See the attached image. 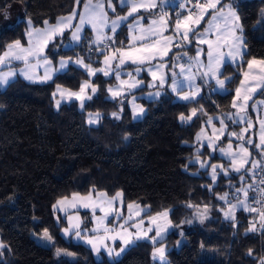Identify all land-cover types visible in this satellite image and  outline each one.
Segmentation results:
<instances>
[{
    "label": "trees",
    "instance_id": "trees-1",
    "mask_svg": "<svg viewBox=\"0 0 264 264\" xmlns=\"http://www.w3.org/2000/svg\"><path fill=\"white\" fill-rule=\"evenodd\" d=\"M84 2L80 0L77 5L75 0H0V51L17 39L26 43V17L31 18L34 27L42 28L45 20L53 24L76 7L81 9ZM112 2L116 11L110 13L111 18L126 14L127 8L122 9L118 0ZM224 2L231 3L240 15L246 43L242 62L226 64L221 73V78H231L225 94L205 93L196 101L179 103L166 87L164 95L155 101L139 100L146 114L135 121L126 99H109L108 88L114 80L102 75L93 80L97 91L83 111L77 102L57 109L52 95L56 85L78 91L89 78L74 65L47 84L17 79L5 90L0 89V241L5 245L0 249V264H160L153 260L154 246L147 241L137 242L120 260L111 262L107 258L96 260L91 249L62 236L67 223L56 218L53 205L61 197L87 193L93 188L109 197L122 192L125 207L129 203L149 207L152 215L170 211L173 229L163 241L169 249L167 264H260L264 258V231L262 235L247 231L255 215L239 210L233 221L225 220L222 211L228 205L220 197L227 193L229 202L238 197L234 191L241 175H220L214 185L209 170H201L193 162L197 156L204 161L211 156L206 147L201 152L197 150L200 129L212 117L233 112L235 89L247 61L264 59V0ZM160 9L136 15L143 16L147 23L159 16ZM177 12L187 14L176 8L173 22ZM69 37L70 31L56 38L55 47L48 46L46 55L53 63L62 57H71V61L82 57L92 68L102 67L103 54L89 43L94 39L91 30L86 31L74 51L63 47ZM115 40L114 47L129 43L124 25ZM178 51L163 62L170 65ZM143 91L146 89L133 95ZM192 108L197 109L196 116L181 122L179 116L191 115ZM113 112L120 118H114ZM88 113L102 115L98 126L88 125ZM227 141L225 138L222 143ZM210 158L211 164H229L218 156ZM81 215L83 227L90 228L91 213ZM45 229L52 235L54 245L41 239ZM56 248L74 255L58 257Z\"/></svg>",
    "mask_w": 264,
    "mask_h": 264
},
{
    "label": "snow or ice",
    "instance_id": "snow-or-ice-1",
    "mask_svg": "<svg viewBox=\"0 0 264 264\" xmlns=\"http://www.w3.org/2000/svg\"><path fill=\"white\" fill-rule=\"evenodd\" d=\"M169 2L170 0H159V4L163 5H168ZM75 3L79 5L80 0H75ZM118 3L122 9L127 8V12L123 16L117 15L114 19H110L108 12L105 10V5L107 4V8L115 12L116 9L113 6L112 0H95V2L94 0H85L83 12L79 15V22L75 27H73V20L77 18L75 11L67 17H59L55 24H49L48 20H45L44 28L34 27L31 18L26 17L24 20L26 24V43H22L17 39L7 43L3 50L0 51V87H8L17 75L23 76L24 79L30 82L44 83L51 80L55 69L52 67V61L45 55V50L49 44L51 43L55 47L56 38L63 37L65 30L70 29L69 42L64 44L63 47L66 50L74 51L75 45L81 40L84 27L89 26L95 34L94 39L89 43L90 45H95L97 50L103 54L102 63L104 67L92 68L91 64H85L82 57H77L72 62L84 67L90 76H94L97 72L102 73L104 76L114 75L119 84L115 88H108V92L113 98L123 95L124 88L134 89L142 83L141 80L135 78L131 71L125 73L128 79H121L119 69L125 64L136 65L137 67L134 69V72L137 75L141 71H147L154 81L159 80L160 85L163 86L165 79L161 70L167 65L162 63L154 64L152 62L163 60L172 47L179 48L183 42L191 43L190 34L197 44L207 45V63H204L200 59L204 50L198 49L196 57L190 58L194 63L190 62L187 65V69L185 64H179L180 76L183 79H175L177 74L172 72L173 79L170 85L172 91L178 93L181 100H195L196 96L201 92V86L194 83L196 74L191 71L194 66L197 70L200 68L204 69L200 76L202 83L208 84L211 80H215L216 88L213 89L214 91L225 89V80H230L231 78H221L222 74L219 71L221 65L225 62L226 57L230 61L235 62L238 57L242 59L246 52V43L243 35L244 29L240 23V15L231 3H225L224 0H179L177 5L179 8L185 9L187 4H192V7L196 11L187 9V14L183 16L180 12H177L176 19L171 26L172 31L168 35H164V33L169 28L166 19L169 13L163 8L160 9L159 16L152 19L148 26L141 23L144 19L143 16L136 15L141 10L151 11L157 9L159 7L158 0H118ZM209 10H211V15L209 16V20L205 22L207 27L201 31H197V28L204 19V16L209 13ZM261 16L264 18V10L261 11ZM129 17H132V20H129ZM20 22L18 19L17 23ZM258 23H261V21H258ZM122 24L128 29L129 43L124 46L123 42H121V46L114 47L116 44L115 35ZM8 27H11V25ZM213 35H215L214 40L210 39ZM105 41H108V43H105ZM60 43H63V41L61 40ZM225 48L227 51H224ZM71 59V57H67L66 59L62 57L60 68L66 67L68 61ZM16 62L22 63L23 67H13ZM113 64H115V67H113ZM41 68H43L42 74L38 71ZM247 68L248 71L243 73L240 86L235 89L231 105L237 111L227 114V118L233 120L234 123H247L248 127L241 129L239 133L233 131L229 134L240 140L244 139V134L253 126L251 118L247 116L248 101L252 99L253 94L257 90L264 89V59L252 58L248 60ZM96 91L97 86L90 80H85L81 83L78 91H72L71 89L63 88L61 85H56V91L52 95L57 109H59L62 101L75 99L79 101L80 108L83 110L85 101L91 100ZM155 95L159 96V92L155 93ZM57 96L60 98L56 99ZM133 99L135 98L133 97ZM256 103L257 101H253L254 105ZM258 103L264 104V101H259ZM143 112L144 109L140 106L134 108V115H142ZM196 114L197 109L192 108L191 115L186 117L181 114L179 119L181 122L191 121L192 117L196 116ZM112 116L116 119L120 118L116 112H113ZM99 120V113H88V123L90 125L98 123ZM208 123H211V119H209ZM220 124L219 133L222 135L227 125L223 119L220 120ZM260 133V145L258 147H264V120L260 122ZM213 136L219 139V135L215 131L213 132ZM200 139L201 135L198 134L197 140ZM214 143L213 138L209 137L208 146L213 151L216 150ZM247 143L250 144L252 141L248 140ZM237 147L239 151L233 152L232 144L229 142L227 148L220 147L219 151L222 155L229 158L231 169L235 172H240L248 164L250 153L244 147V144H240ZM195 162L199 163L201 168H209L213 180L217 178L218 168L224 175H228V169L223 165L204 162L200 156L196 157ZM259 165H261L260 161H253L251 168H248L247 171L253 172V169ZM262 171H264V167H262ZM254 176L255 174L253 173ZM240 179L243 180L244 177L241 176ZM260 183L264 184V179ZM251 188L252 184H249L247 188L236 190L237 192H242L244 197L243 200L237 197V203L229 202L227 200V193L221 196L220 199L224 200L228 205L227 209H222V211H224L225 219L233 221L236 219L235 212L238 205L245 211L257 213L256 222H251L247 231H264V207L257 209L248 203V189ZM259 191L264 193V188L259 189ZM256 202L264 205V201ZM192 206L191 204L188 205V207ZM69 208L88 209L91 212L94 227L81 230L79 212L68 214L67 209ZM53 209L54 211L65 212L68 226L62 229L64 236H71L76 240L87 243L97 254L103 248L108 256L115 255L119 257L128 245H132L140 240H148L154 246L152 251L153 260H159L160 264H167L166 246L163 244V241L165 239L164 234L172 226V222L168 218L169 210H164L156 215L149 213L148 221L150 226L145 228L143 220L130 223L144 213V207L129 203L127 205V215H125L122 192L118 191L114 196L109 197L106 192L94 188L87 193L76 192L72 193L71 197H61L53 205ZM97 211L101 215L97 216ZM206 211L207 206H205V215ZM110 217L111 221L109 220ZM188 223H191V221H188ZM132 228H135V232L131 231ZM89 231L95 235H86ZM153 231L155 234L149 235ZM180 235L183 236V232ZM41 239L52 245L55 243L47 229L44 230ZM117 239L121 241L122 245L118 251L108 244V241L114 243ZM177 244H179V241H177ZM3 247L5 245L0 242V249ZM55 252L58 257L60 255H74V253L61 248H56ZM248 254L252 255L251 249H249ZM260 264H264V259L261 260Z\"/></svg>",
    "mask_w": 264,
    "mask_h": 264
},
{
    "label": "crops",
    "instance_id": "crops-1",
    "mask_svg": "<svg viewBox=\"0 0 264 264\" xmlns=\"http://www.w3.org/2000/svg\"><path fill=\"white\" fill-rule=\"evenodd\" d=\"M95 2V1H94ZM178 3H179V0H170V2H169V4L168 5H163V4H159V0H158V5H159V7L160 8H163L165 11H167L168 13H169V15H168V17H166V19H167V22H168V26H169V28H168V31L167 32H165L164 33V35H168V34H170L171 33V31H172V24L174 23L173 22V20H172V13H173V11L176 9V8H178ZM119 4V3H118ZM173 4H176V6H172ZM192 5V4H191ZM113 6L115 7V4L113 3ZM119 6H120V4H119ZM192 9V11H196V9L195 8H191ZM105 10L108 12V16L110 15V13H112L113 11H111L110 9H108L107 8V4L105 5ZM154 10V9H153ZM74 11L76 12V14H77V18L76 19H74L73 20V27H75L77 24H78V22H79V20H78V17H79V15L83 12V7L81 8V9H78V7H76L75 9H74ZM141 11H144V10H141ZM140 11V12H141ZM73 13V12H72ZM71 13V14H72ZM70 15V14H69ZM69 15H67V16H69ZM211 15V10H209V13L207 14V15H205L204 16V19L201 21V23H200V25H199V27L197 28V31H201V30H203L204 28H206L207 27V24L205 23L206 21H208L209 20V16ZM67 16H64V17H67ZM109 18L110 19H114V18H111L110 16H109ZM132 17H129V20L131 19ZM151 20L152 19H150L147 23H145L144 22V20L141 22L142 24H144L145 26H148L149 24H150V22H151ZM56 23V22H55ZM55 23H53V24H55ZM203 25L205 26L204 28H202L203 27ZM122 26H123V24H122ZM121 26V27H122ZM45 27V26H44ZM44 27H42V28H44ZM87 30H91V28L89 27V26H85L84 27V30H83V32H82V34H81V38L83 37V35H84V32L85 31H87ZM68 31H71L70 29L69 30H65V33L66 32H68ZM92 31V30H91ZM92 33H94L93 31H92ZM128 37H129V32H128ZM210 39H215V35H213V36H211L210 37ZM190 40H191V43H189V42H183V44H182V46L181 47H179V48H177V47H172L171 48V50L168 52V54H167V56H165L164 57V59L163 60H165V59H167L170 55H171V53L173 52V51H175V50H179L177 53H176V55H175V57H174V59H175V61H173L170 65H171V69H169V63L168 62H163V60H156V61H153L152 63H154V64H156V63H162V64H166L167 66L165 67V68H163V75H164V79H165V83L163 84V86H161L160 85V83H159V80H153L152 79V77H151V75H149V73L147 72V71H142V75H140V79L139 80H141L142 81V83L141 84H139V86H138V88H135L136 90V92L137 91H139L140 89H142V88H144V87H146L145 89H146V92H144L143 94H138V95H133L134 93H135V91H133V92H130V93H133L132 95L134 96V100L137 102H139V100L140 99H144V100H146V101H155V100H157V99H159V98H161L163 95H164V93H165V88L167 87L168 88V90L172 93V94H174V96H175V99H176V101L177 102H179V103H189V102H193V101H196V100H198L203 94H205V93H219V94H225L228 90H227V87H226V83H227V81L225 82V89H217V90H213L214 88H216V85H215V80H211L210 81V83H208V84H204V83H202V81H201V79H200V76H201V74L203 73V71H204V69L203 68H200L199 70H197V68L194 66L192 69H191V71L193 72V73H195L196 74V78H195V81H194V83H196L197 85H200L201 86V92L199 93V95H197L196 96V98H195V100H192V101H184V100H181V99H179V95H178V93H176V92H173L172 91V89H171V87H170V85H171V81H169V75L170 76H172V72H175L177 75L175 76V79H177V80H182L183 78L180 76V68H179V64H181V63H183V64H185V67H186V69H187V65L191 62V63H194V61H192V60H190V58H194V57H196V55H197V50L198 49H203L204 50V52L201 54V56H200V59L204 62V63H207V57H206V51H207V45L206 44H197L196 43V41L194 40V39H192V37H191V34H190ZM51 44V43H50ZM49 44V45H50ZM193 44V45H192ZM77 45H79V44H76L75 46H77ZM191 45H192V47H191ZM101 47H103V45H101ZM47 50V49H46ZM46 50H45V55H46ZM224 51H227V49L225 48L224 49ZM185 53H187V55H185ZM246 53V52H245ZM243 58H244V56H243ZM243 58L241 59V58H237V60L235 61V62H232V61H230L227 57L225 58V62L221 65V67H220V69H219V71H220V73H222V71H223V69H224V67H225V65L226 64H231V65H237V64H239V63H241L242 62V60H243ZM61 60V59H60ZM60 60L58 61V62H56V63H53L52 62V67L55 69V71L53 72V74H52V79L51 80H49V81H47V82H44V83H40V82H30V81H28V80H26V79H24L23 78V76H19V75H17V77L15 78V80H17V79H22V80H24L25 82H27V83H30V84H40V85H42V84H47V83H50L58 74H62V73H64V72H66L67 70H68V68L70 67V65H74L75 67H77V68H79L78 66H76V64H74V63H72V62H69L68 61V63H67V65H66V67H64L63 69H61L60 68ZM174 65H176L175 67H174ZM13 67H15V68H22L23 67V64L22 63H20V62H16V63H14V65H13ZM137 66L136 65H131V64H125V68L128 70V71H134V69L136 68ZM79 69H81V70H83V71H85L86 73H87V71L85 70V69H82V68H79ZM3 70H7V69H3ZM39 71V73L40 74H42L43 73V68H41V69H39L38 70ZM87 75H88V73H87ZM98 75H102V76H104L102 73H100V72H97L96 74H95V76L93 77V79H95ZM88 80H93L91 77H90V75H88ZM105 78H107L106 76H104ZM123 77H127L126 75H123ZM172 79H173V76H172ZM14 80V81H15ZM114 80V79H113ZM13 81V82H14ZM7 87H0V89L1 90H5ZM56 91V90H55ZM157 92H159V96H153V97H148V95H154L155 93H157ZM129 93V94H130ZM108 94H109V92H108ZM129 94H127L126 96H122L123 98H119V99H116V100H124V99H126L127 101H128V103H129V101H130V99H128V96H129ZM110 100H112V101H114L113 99H110ZM65 104H70V103H65ZM63 105V104H62ZM61 105V106H62ZM78 106H79V104H78ZM79 109H80V107H79ZM81 110V109H80ZM84 110V109H83ZM83 110H81V111H83ZM88 116V115H87ZM98 126V125H97ZM124 202V201H123ZM228 207V206H227ZM144 213L140 216V217H136L133 221H131L130 223H135V222H137V221H139V220H143L144 221V227L145 228H147V227H149L150 226V224H149V221H148V214H149V212H150V209H149V207H144ZM79 212V216H80V225H81V230H84V229H91L92 227H94V224H93V218H92V225H91V227L90 228H85V227H83V217H82V215H81V212H89V213H91L88 209H83V208H80V209H71V208H69V209H67V213L68 214H74V213H76V212ZM124 211H125V215H127V207H125V205H124ZM55 212V215H56V218L58 219V220H63V221H65L66 223H67V220L65 219V212L64 211H59V210H56V211H54ZM97 216H99V215H101V213L99 212V211H97ZM169 219H170V211H169V217H168ZM109 220L111 221V217L109 218ZM68 226V223H67V225H66V227ZM154 227V226H153ZM172 229H173V226H171V227H169L168 228V230H167V232L164 234L165 235V239L168 237V235L172 232ZM131 231H133V232H135V228H132L131 229ZM155 233H154V231L152 232V233H150L149 235H154ZM86 235H88V236H92V235H95L94 233H92V232H87L86 233ZM62 236L64 237V238H66V239H68V238H70V239H72L75 243H80V244H83L84 246H86V247H88L89 249H91V251L93 252V254H94V256H95V258H96V260H98V261H101L103 258H107L109 261H111V262H114V261H118V260H120L122 257H123V255L126 253V251L130 248V247H132V246H134L137 242H142V241H147V242H149L148 240H140V241H137V242H135L134 244H132V245H128L126 248H125V251L123 252V253H121L120 254V256L119 257H116L115 255H113V256H108V254H107V252L102 248L101 249V251H100V253L99 254H97L95 251H93L92 250V248H91V246L90 245H88L87 243H85V242H83V241H79V240H76V239H74L73 237H71V236H69V237H65L64 236V234H63V232H62ZM165 239H164V241H165ZM108 244L109 245H111V246H113L117 251L119 250V248L122 246L121 245V241L119 240V239H117L114 243L112 242V241H108ZM165 245V244H164ZM166 246V255H167V253L169 252V249H168V247H167V245H165ZM166 260H167V257H166ZM156 262H158V263H160L159 262V260H155Z\"/></svg>",
    "mask_w": 264,
    "mask_h": 264
},
{
    "label": "rangeland",
    "instance_id": "rangeland-1",
    "mask_svg": "<svg viewBox=\"0 0 264 264\" xmlns=\"http://www.w3.org/2000/svg\"><path fill=\"white\" fill-rule=\"evenodd\" d=\"M172 6H176V4H173ZM191 8H193L192 5L191 4H187L186 5V8L183 9V10H185L187 12V9H191ZM113 18H115V17H113ZM118 30H117V32H118ZM85 33H86V31L84 32V34ZM94 36H95V34L93 33V38H94ZM82 38H81V40H82ZM81 40L79 41L78 44H80ZM105 43H108V41H105ZM69 62H72V61L69 60ZM85 64H87V63L85 62ZM76 66H78L79 68L85 69L84 67H82V66H80L78 64H76ZM102 67H104L103 63H102ZM113 67H115V64H113ZM119 71L121 73V79H125V80L128 79V77H123V75H125L126 72H130V71H128L125 68V65H123L119 69ZM161 71L163 73V69ZM246 71H248V68H246V70L244 72H246ZM131 72H133V75L135 76V78L137 80L140 79L139 77H140V75H142V71L138 75L134 71H131ZM158 75H159V73H158ZM94 76H90V77L93 79ZM106 77H107V79H114V83L111 84L109 87L115 88V87L118 86L119 81H117L114 78V75H110V76H106ZM93 80H90V81L93 83ZM136 88H138V87H136ZM144 88H146V87H144ZM144 88H142V89H144ZM142 89H140V90H142ZM135 90H136L135 88L134 89L124 88V90H123L124 91V94L123 95H120V96H118L116 98H113L111 96V94L109 93L108 94V97H109V99L116 100V99H119V98H123L124 96H126L127 94H129L130 92H133ZM144 92H146V91H143L141 94H143ZM262 93H264V89L257 90L253 94L252 99H250L248 101L247 116L251 118L252 125L253 126L248 130L247 133L244 134V139L243 140H240V139H238L235 136H230L229 134L231 132H233V131L239 133L241 131V129H244V128H247L248 127L247 123H234L233 120H230V119L227 118V114H219V115H216V116L212 117L211 118V123H208V121H209L208 120L206 122V124L198 132V134L201 135V139L200 140H197V137H196L197 150H199V152H201L206 147V148L209 149V151L211 153V156H218V157L224 159L227 162H229V158L226 157V156H224V155H222L221 152L219 151V148L220 147L227 148V145L230 142L232 144V150H233V152H238L239 149H238L237 146L240 145V144H244V147L248 149V152L250 153V156L248 157V164H246L245 167L243 169H241L240 172L233 171L231 169L230 162H229V164H224L222 162L214 163V164H217V165H223L226 169H228V175H224L223 172H221L220 169L218 168L217 169V171H218L217 178L215 180H213L212 179V176H211V170L209 168H201L200 167V164L197 163V162H195L196 161V158L193 160L194 163H196V164L199 165V167H200L201 170H207V169L209 170V177L213 181V184L214 185H216L218 183V180H219L220 175H224L225 177H229L232 174H235V175L239 174V175L243 176L244 179L243 180H241V179L239 180V183H238L239 186L235 187L234 193H235V196H238L241 200H243L244 199L243 193L242 192H237L236 190L237 189H240V188H247V185L252 184V188L251 189H248V193H249L248 203L251 204V206H253V207H256L254 205V202H253V196L255 194V189H256V186L258 184L259 175L261 173V167H262V164L264 163V156H260V155H262V153L264 151V147H258V145H260V134H261L260 133V122H261V120H264V104L258 103L259 101H264V95H262ZM132 94L133 93H130L129 96H128V99H130L129 106H130V109H131V112H132L133 119L135 121H139V120H142L144 118V116L146 114V109L138 101L136 102L133 99L134 96ZM153 96L155 97L156 95L155 94L154 95H148L149 98L150 97H153ZM59 98H60L59 96L56 97V99H59ZM87 101L88 100L85 101V104H86ZM253 101H257V103L254 105L253 104ZM72 102H77L79 104V101H77L75 99H72L71 101H62L61 102V105L62 104H65V103H72ZM136 106H140V107H142L144 109V112H143L142 115H134V108ZM79 107H80V104H79ZM236 111H237V109H234L233 108V112L232 113H235ZM93 114H95V113H93ZM101 118H102V115L100 114V120H99V122L96 123V124H91L90 125L88 123V116H87V123L90 126H97V125H99V123L101 121ZM221 119H223L224 120V123L227 125V127H226V129H225V131H224V133L222 135H220V133H219V130L221 128V124H220V120ZM214 131L216 132L217 135H219V139H216V137L213 136V132ZM198 134H197V136H198ZM209 137H212L213 140L215 141V143H214V148L216 149L215 151H213V149L212 148H209V146H208ZM225 138H228V141L222 143ZM248 140H251L252 143H250V144L247 143ZM210 157L207 160L204 161L202 159V157L200 156V158H201L202 161L211 164V158ZM253 161H260L261 162V165L257 166L255 169H253V172H248L247 169L248 168H251ZM253 173L255 174L254 177H253ZM230 184H233V183H230ZM231 203H237V198H234L231 201ZM263 207H264V205H263ZM239 210H244V209L240 208L239 205H238L237 210L235 212V216H236V214H237V212ZM247 212H249V211H247ZM251 213H253V212H251ZM253 214L255 215V217L252 219V222H256L257 213H253ZM224 219H225V216H224ZM225 220H229V219H225Z\"/></svg>",
    "mask_w": 264,
    "mask_h": 264
},
{
    "label": "built area",
    "instance_id": "built-area-1",
    "mask_svg": "<svg viewBox=\"0 0 264 264\" xmlns=\"http://www.w3.org/2000/svg\"><path fill=\"white\" fill-rule=\"evenodd\" d=\"M262 167H264V163L262 164ZM262 167H261V173L259 175L258 184H257L256 189H255V194L253 196V198H254L253 202H254V205L256 206L257 209H261L263 207V205L261 203L256 202V201H263V193H261L259 191V189H262V187H263V184L260 183V181L263 179V174H264V171H262ZM258 231H259V234L262 235L263 231L262 230H258ZM262 259H264V258L262 257Z\"/></svg>",
    "mask_w": 264,
    "mask_h": 264
}]
</instances>
